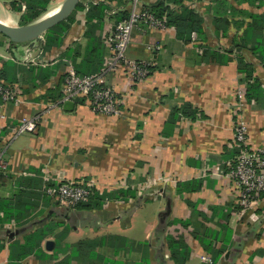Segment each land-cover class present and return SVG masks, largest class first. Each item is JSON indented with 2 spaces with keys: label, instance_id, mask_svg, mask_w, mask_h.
Segmentation results:
<instances>
[{
  "label": "crops",
  "instance_id": "crops-1",
  "mask_svg": "<svg viewBox=\"0 0 264 264\" xmlns=\"http://www.w3.org/2000/svg\"><path fill=\"white\" fill-rule=\"evenodd\" d=\"M11 1L0 0V22L8 26L36 23L64 5L47 6L40 17L25 23L15 17L18 10L11 8ZM102 1L80 0L83 8L74 13L59 46L44 49L43 36L13 46L0 33V74L8 62L17 68L4 72L10 79L0 75V83L16 88L20 98L0 104L8 115L0 141L5 163L0 177V264H58L68 254L67 245L102 235L148 243L116 256L100 248L109 264H177L166 245L168 234L188 244L186 264H264V195L244 208L223 174L239 154L234 144L236 93L246 85L244 77L251 81L239 69L240 58L252 67L260 86L238 114L247 121L251 147L264 148V52L252 50V43L264 48V34L252 42L245 34L250 15H264V0H222L228 4L225 10L213 0L190 2L203 17L206 39L201 44L184 42L172 27L136 28L128 56L152 65L139 82L131 83L124 73L105 79L116 90L117 114L93 111L86 101L50 105L62 96L68 69H75L74 61L81 64L85 55L82 51L73 60L65 52L77 45L102 48L104 62L121 8L112 3L101 19H89L90 6ZM150 45L161 48L150 50ZM207 48L217 51L220 60L207 61ZM31 67L46 73L38 78ZM37 113H42L37 131L8 140L24 117ZM58 174L60 181L82 179L100 193L123 194L100 208H69L45 192ZM6 201L11 202L4 207ZM51 223L53 230L45 231Z\"/></svg>",
  "mask_w": 264,
  "mask_h": 264
},
{
  "label": "built area",
  "instance_id": "built-area-1",
  "mask_svg": "<svg viewBox=\"0 0 264 264\" xmlns=\"http://www.w3.org/2000/svg\"><path fill=\"white\" fill-rule=\"evenodd\" d=\"M148 1L153 0H131L129 6L130 17L115 24L114 31L107 39V54L104 65L100 72L94 75H79L71 67L66 73L62 85V96L58 101L50 105H59L72 102L76 99H87L86 103L93 111L117 114L119 113V100L115 88L105 85V79L109 75L124 73L131 83L142 81L150 74L152 63H145L132 59L128 56V48L132 41L133 32L144 22L153 29H170L166 19L157 18L152 11L145 8ZM27 5L22 2V10ZM173 28V27H172ZM193 42L198 43L196 32L192 33ZM150 50L160 49L158 45L148 46ZM235 112L238 119L235 123L234 144L239 148L237 157L228 163L227 169L223 172L238 191L239 201L244 208H251L255 202L264 195V148L251 147L248 141V124L244 116L238 114L247 104L246 85L240 87L236 93ZM0 98L2 102H19V91L16 88L0 83ZM42 113L34 116L24 117L13 129L11 137L13 140L22 132H35L39 126ZM8 115L0 111V135L7 125ZM4 152V151H3ZM0 153V166L5 163ZM209 169V166H205ZM91 181L68 180L60 181V175L56 182L46 189L49 197L57 199L64 206L76 208L82 202H87L91 196ZM209 259V258H206Z\"/></svg>",
  "mask_w": 264,
  "mask_h": 264
},
{
  "label": "trees",
  "instance_id": "trees-1",
  "mask_svg": "<svg viewBox=\"0 0 264 264\" xmlns=\"http://www.w3.org/2000/svg\"><path fill=\"white\" fill-rule=\"evenodd\" d=\"M51 0H12L11 5L15 10L22 9V2H25L27 5V16L26 18L23 17V22H30L34 19L40 17L46 10L47 6ZM195 0H153L148 1V5L144 7L149 9L153 12V14L159 19H166V24L169 27H173L176 31L177 37L183 40L186 43L193 42L192 33L196 32L198 43L201 44V41L206 39L205 31L203 29V17L199 13V11L194 8L193 6L189 5L190 2H194ZM211 2H215L220 6L228 7L226 1L222 0H213ZM115 3L121 10L117 13L115 17V23L117 24L119 21L126 20L130 17V10L129 6L131 4V0H104L99 4H92L89 8L88 17L92 19V17H97L98 19L103 17L105 11L111 8V4ZM169 4V5H168ZM171 5V6H170ZM83 8L82 4L79 2L75 8V10L69 15L67 18L63 19L62 21L56 23L52 27H50L43 35L44 37V49H49L53 46H59L63 43V38L71 24L74 21V13L76 10ZM232 9V8H231ZM104 13V14H103ZM214 13L217 11L214 10ZM251 17V24L249 26V30L246 31V35L248 39L252 42L255 41L257 38H260L264 33V15H250ZM221 22L223 26H227L229 24L228 19H222ZM146 23L142 22L139 27H145ZM95 25H89V32L87 36L91 37V33L94 31ZM261 29V30H257ZM263 30V31H262ZM201 40V41H200ZM12 45L18 46L19 42L11 41ZM90 46V45H89ZM83 47L82 45H77L75 48L69 49L65 52V56L72 58L73 60L76 59L77 56L83 55L82 51H84V58L82 59L81 64H77L76 60L75 63V70L79 75H94L100 72L101 68L104 65V62L100 59V55L103 53L102 48L98 49L97 47ZM252 50L255 52H264V48H259L254 46L252 43ZM203 57L207 61H217L220 60L221 55L217 51H213L212 49H205L203 51ZM229 60L230 58L227 57ZM15 63L8 62L7 66L4 69V72L11 73L12 71L16 70ZM20 69V67H19ZM24 69V68H22ZM239 69L247 72L248 78L244 77V81L247 85V99H252L251 91L256 89L255 87H259V83L253 79L252 77V67L244 62L243 59H239ZM4 72L1 73V77L5 79H10L8 73L4 75ZM30 72H35L38 74V78H41V75L46 73V70L43 68H36L31 67ZM66 77V76H65ZM64 77V79H65ZM63 79V81H64ZM12 81V80H10ZM61 97V95L55 99L56 101ZM87 99H76L75 102H84ZM73 102V101H72ZM2 103V99L0 98V104ZM65 104V103H64ZM76 103H74L75 105ZM2 133L0 135V141L2 140ZM0 177H3V169L0 166ZM46 192V191H45ZM47 194V193H46ZM123 192H104L100 193L99 190L91 187V196L87 202H82L76 206V208H84V209H91V208H100L104 201L107 199H118L122 197ZM126 194V193H125ZM128 194V193H127ZM136 195L134 193L130 194L131 198H134ZM5 205H9L8 203L11 201H6ZM6 210V208H5ZM7 213V210H6ZM9 218V217H7ZM53 224H48L45 227V231H52ZM42 232V235L39 233L40 236L44 237L46 232ZM207 231H205V234ZM32 235H38L37 233H32ZM34 237V236H32ZM41 237V238H42ZM201 242L204 243L205 248V235H202L200 238ZM37 241V240H36ZM166 245L171 252V258L177 264H186L189 254V247L188 244L185 242L183 237H174L173 235L168 234L166 236ZM102 247H107L113 255H117L121 251L128 252V251H136L141 250L142 248L148 247V243H140L133 240H130L121 235H102L95 238H84L80 239L73 244L67 245V255L65 259L60 261L58 264H71L72 260H79L86 264H109L106 260V257L99 253V249ZM70 251L68 252V249Z\"/></svg>",
  "mask_w": 264,
  "mask_h": 264
},
{
  "label": "water",
  "instance_id": "water-1",
  "mask_svg": "<svg viewBox=\"0 0 264 264\" xmlns=\"http://www.w3.org/2000/svg\"><path fill=\"white\" fill-rule=\"evenodd\" d=\"M80 0H67L60 10L51 17L24 26H8L0 22V33L10 37L13 41H25L40 38L53 25L67 18L75 10ZM48 247L52 241H48Z\"/></svg>",
  "mask_w": 264,
  "mask_h": 264
},
{
  "label": "rangeland",
  "instance_id": "rangeland-1",
  "mask_svg": "<svg viewBox=\"0 0 264 264\" xmlns=\"http://www.w3.org/2000/svg\"><path fill=\"white\" fill-rule=\"evenodd\" d=\"M66 1H67V0H52V1L48 4V8H49V7H52V6H53V7H56L58 4L61 5L62 3L65 4ZM11 8H13V7H11ZM26 10H27V9H26ZM26 10H25V11H23V10H18V11H17V15H16L15 17H16L17 19H18L19 17H20V18H21V17L26 18V16H27V15H26V14H27V13H26ZM54 10L56 11V9H54ZM55 11H54V12H55ZM20 12H21L22 14H20ZM51 13H53V11H52ZM138 231L141 232V230H138ZM145 244H147V243H145ZM80 262H82V261H80ZM81 264H86V263L82 262Z\"/></svg>",
  "mask_w": 264,
  "mask_h": 264
},
{
  "label": "bare ground",
  "instance_id": "bare-ground-1",
  "mask_svg": "<svg viewBox=\"0 0 264 264\" xmlns=\"http://www.w3.org/2000/svg\"><path fill=\"white\" fill-rule=\"evenodd\" d=\"M57 11H58V10H57ZM57 11H55V12L51 13L50 15L46 16L45 19L51 17V16H52L54 13H56Z\"/></svg>",
  "mask_w": 264,
  "mask_h": 264
}]
</instances>
